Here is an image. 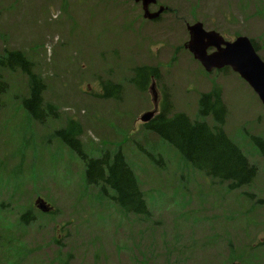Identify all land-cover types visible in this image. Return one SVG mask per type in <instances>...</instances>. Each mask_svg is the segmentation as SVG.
Returning a JSON list of instances; mask_svg holds the SVG:
<instances>
[{
	"label": "rangeland",
	"instance_id": "374dc122",
	"mask_svg": "<svg viewBox=\"0 0 264 264\" xmlns=\"http://www.w3.org/2000/svg\"><path fill=\"white\" fill-rule=\"evenodd\" d=\"M160 6L149 20L134 0H0V58L20 51L44 84L42 122L22 104L27 74L0 65V264H264V157L254 139L264 140L263 103L230 67L208 72L186 47L187 24L202 22L229 41H256L264 59V0H157L150 11ZM145 66L159 78L139 89L131 78ZM214 90L226 135L259 170L242 189L197 171L145 128L165 104L168 116L213 126L199 101ZM70 128L86 156L121 149L149 217L88 183L85 160L58 135ZM38 197L54 211H41Z\"/></svg>",
	"mask_w": 264,
	"mask_h": 264
},
{
	"label": "trees",
	"instance_id": "16d2710c",
	"mask_svg": "<svg viewBox=\"0 0 264 264\" xmlns=\"http://www.w3.org/2000/svg\"><path fill=\"white\" fill-rule=\"evenodd\" d=\"M253 42L258 50V43L254 40ZM0 65L11 70L20 69L27 74L30 91L28 98H25L22 104L34 119L42 121L40 107L43 104L44 84L41 78L33 72L31 62L20 51H9L6 55L1 56ZM152 77L159 78L158 68L137 67L134 69L131 81L139 89H144ZM5 86L0 81L1 93ZM117 88L120 86L118 85ZM105 92L106 96L112 95L111 86L106 85ZM199 104L200 114L203 117L211 116L213 126L204 120L192 121L184 113L168 116L170 108L165 104L161 113L147 123L145 128L155 132L161 139L174 146L194 169L210 177L213 181L225 183L231 190L249 186L257 177L259 170L241 147L225 133L224 124L227 109L220 90L204 94ZM52 110L53 107L49 105L51 113ZM76 132L78 134V131ZM58 135L85 160L88 183H101L100 191L108 193L109 198L121 209L136 216L146 215L149 217L144 194L120 148L113 156L106 153L102 157H89L86 156L80 142L72 134V128L66 132L59 131ZM254 139L264 157V140L261 137ZM150 158L154 160V157ZM28 214L29 212H26L22 215V221L25 224H28Z\"/></svg>",
	"mask_w": 264,
	"mask_h": 264
},
{
	"label": "water",
	"instance_id": "95a60500",
	"mask_svg": "<svg viewBox=\"0 0 264 264\" xmlns=\"http://www.w3.org/2000/svg\"><path fill=\"white\" fill-rule=\"evenodd\" d=\"M134 1L142 4L143 16L149 20L159 18L166 9L160 6L158 11L151 12L150 6L155 5L157 0ZM187 29L190 38L186 47L205 70L211 72L215 69L230 67L251 86L264 106V59L259 55L253 41L244 35L229 41L218 31L207 30L202 22L187 24ZM210 50L212 52H209ZM153 116L154 111H149L141 117V121L145 123ZM35 204L44 212L50 210L41 197L36 199Z\"/></svg>",
	"mask_w": 264,
	"mask_h": 264
},
{
	"label": "flooded vegetation",
	"instance_id": "af4514ba",
	"mask_svg": "<svg viewBox=\"0 0 264 264\" xmlns=\"http://www.w3.org/2000/svg\"><path fill=\"white\" fill-rule=\"evenodd\" d=\"M46 203H47L48 207L50 208V211H49V213H52V212L54 211V208H53V209H51V204H50L48 201H46Z\"/></svg>",
	"mask_w": 264,
	"mask_h": 264
}]
</instances>
